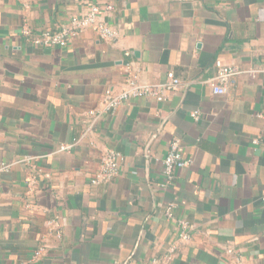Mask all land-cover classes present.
<instances>
[{
  "label": "crops",
  "instance_id": "obj_1",
  "mask_svg": "<svg viewBox=\"0 0 264 264\" xmlns=\"http://www.w3.org/2000/svg\"><path fill=\"white\" fill-rule=\"evenodd\" d=\"M94 4L113 6L116 40L86 30L44 48L21 35L60 30ZM217 61L244 72L223 96L208 82ZM128 73L183 85L89 131V112ZM176 139L191 165L166 187ZM106 150L123 156L120 175L92 185ZM28 157L0 171V264H264V0H0V167Z\"/></svg>",
  "mask_w": 264,
  "mask_h": 264
},
{
  "label": "built area",
  "instance_id": "obj_2",
  "mask_svg": "<svg viewBox=\"0 0 264 264\" xmlns=\"http://www.w3.org/2000/svg\"><path fill=\"white\" fill-rule=\"evenodd\" d=\"M112 10V5L94 4L91 5L88 11L85 13L73 15L71 17L70 24L60 30L43 31L37 35L28 25H24L21 30V35L27 43L35 47L44 48H64L68 45L71 39L77 37L86 30H93L102 39L114 41L118 38V32L106 19ZM243 73L244 72L236 67H229L224 65L221 61H217L216 74L211 81H208L212 87V92L215 95H226L231 80ZM182 85L183 82L181 79L177 78L173 73L168 74L167 80L160 84L141 83L133 74L128 73L125 79L124 88L119 92L107 91L103 95L102 110L100 112L97 110H91L89 112V116L92 119L89 131L94 129L95 123L103 114H114L119 109V107L131 99L148 97L160 102L167 101L173 93L182 87ZM192 117L198 120L200 118L199 112H194ZM76 144L77 141H74L68 145H63L59 148V150H57L56 153L69 152ZM35 159L33 157H28L15 163L3 164L0 167V171L7 172L17 164H31ZM123 160V156L120 153L114 150H106L102 156L99 170L91 178L90 183L92 185L98 186L115 181L120 175V168ZM162 165L164 183L166 187L173 184L175 180V172L177 170L185 169L191 165V161L189 159H185L181 152V141L176 139L171 143L170 150L163 159ZM37 183V176L33 175L28 179L29 187H35ZM174 207V204H169L167 206V217L173 218L172 211ZM49 225L53 227L54 230H56L57 237L62 238L63 234L60 229L58 219L50 221ZM178 227V237L180 241H190L192 238L193 227L185 220L178 221ZM45 252L46 249L41 247L35 251L34 257L38 259Z\"/></svg>",
  "mask_w": 264,
  "mask_h": 264
}]
</instances>
